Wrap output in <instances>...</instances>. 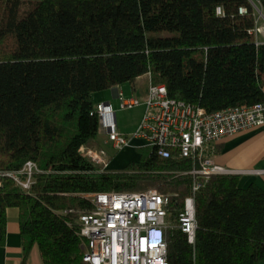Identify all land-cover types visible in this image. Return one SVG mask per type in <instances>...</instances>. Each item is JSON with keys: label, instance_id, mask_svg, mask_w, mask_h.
Instances as JSON below:
<instances>
[{"label": "trees", "instance_id": "obj_1", "mask_svg": "<svg viewBox=\"0 0 264 264\" xmlns=\"http://www.w3.org/2000/svg\"><path fill=\"white\" fill-rule=\"evenodd\" d=\"M253 3L264 13V0H0V171L27 162L40 170L28 191L2 181L0 248L8 210L17 209L21 264L36 246L43 264H87L85 194L155 189L172 197L176 219L191 195L182 173L192 162L152 151L116 172L94 163L82 153L100 150L93 95L149 75L209 113L264 102ZM196 217L195 245L168 231L169 264H264L262 188L214 176L196 196Z\"/></svg>", "mask_w": 264, "mask_h": 264}, {"label": "built area", "instance_id": "obj_2", "mask_svg": "<svg viewBox=\"0 0 264 264\" xmlns=\"http://www.w3.org/2000/svg\"><path fill=\"white\" fill-rule=\"evenodd\" d=\"M253 6L255 27L251 34L257 44H264V13L259 4L253 3ZM247 13V8H240V15ZM217 15H223L222 8H217ZM118 99L121 110L144 107L134 138L147 141L162 159L178 158L192 162L193 168L182 173L192 177L191 195L174 220L170 211L172 197L155 189L82 195L92 205L90 212L79 215L80 236L86 242L84 262L169 264L167 233L179 229L187 236L189 244L195 245L198 229L196 196L212 177L264 174L231 170L216 164L213 157L215 145L227 137L249 129H259L264 134V102L209 113L202 107L171 98L166 86L152 83L144 101L135 97L126 99L121 93ZM97 113L101 130L114 148H128L131 140L117 131L112 106L101 104ZM82 153L94 163L107 166L104 151L82 149ZM38 173V166L27 162L19 171H0V185L8 178L28 191Z\"/></svg>", "mask_w": 264, "mask_h": 264}, {"label": "crops", "instance_id": "obj_3", "mask_svg": "<svg viewBox=\"0 0 264 264\" xmlns=\"http://www.w3.org/2000/svg\"><path fill=\"white\" fill-rule=\"evenodd\" d=\"M144 77L148 78V75ZM144 77H141L136 82L134 85L135 88L132 85L133 90L138 92L139 89L138 97H140L142 101H144L148 95V86L146 87V85L144 86V83H142ZM123 87L124 85L107 90L102 96L103 101L99 103V106L101 104H109L112 106L115 114V121L117 119L115 108L117 107V110L120 108L118 95L121 93L126 98L125 94L128 93ZM131 97H133V95ZM99 106L96 109H98ZM139 108L141 109L142 118L144 115V107L140 106ZM102 132L105 135L104 131ZM213 157L216 164L231 170L264 172V134L259 129H249L231 137H227L215 145ZM237 177L239 179V185L243 189L254 184L264 190V174H243ZM7 220V240L5 246L0 248V264H21L23 260V246L19 224V210H8ZM27 264H43L37 246L33 248Z\"/></svg>", "mask_w": 264, "mask_h": 264}, {"label": "rangeland", "instance_id": "obj_4", "mask_svg": "<svg viewBox=\"0 0 264 264\" xmlns=\"http://www.w3.org/2000/svg\"><path fill=\"white\" fill-rule=\"evenodd\" d=\"M149 78V79H148ZM147 77H144L142 79V83H144V86L146 85L147 94L149 92V88L151 85L150 77L148 75ZM149 80V82H148ZM124 90L128 91L126 95V99L132 98L131 96L141 100L140 97H138V92L136 90H133V87L131 84H125ZM145 88V87H144ZM146 89V88H145ZM106 93V91L95 93L93 95V104L95 108L99 106V103L102 100V96ZM115 111L117 113V131L120 135L127 136L130 141V147L125 148L123 150H117L114 148L113 144L108 141L107 136L103 134V132L100 130L97 141L99 143V148L101 151H104L107 154V166L105 169H108L109 171L116 172L119 170H123L124 168L128 167L132 163H137L141 160V157L144 154H148L153 151V148H151L147 141L134 138V135L138 131V128L141 124L142 118H141V109L139 107L134 109H126V110H117V107L115 108Z\"/></svg>", "mask_w": 264, "mask_h": 264}, {"label": "water", "instance_id": "obj_5", "mask_svg": "<svg viewBox=\"0 0 264 264\" xmlns=\"http://www.w3.org/2000/svg\"><path fill=\"white\" fill-rule=\"evenodd\" d=\"M107 105H109V104H107Z\"/></svg>", "mask_w": 264, "mask_h": 264}]
</instances>
